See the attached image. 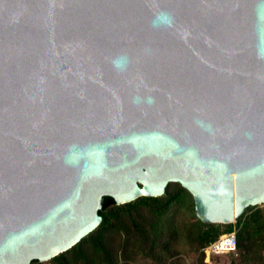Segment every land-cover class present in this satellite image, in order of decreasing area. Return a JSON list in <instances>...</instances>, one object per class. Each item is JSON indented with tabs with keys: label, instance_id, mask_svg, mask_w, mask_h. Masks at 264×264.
<instances>
[{
	"label": "water",
	"instance_id": "95a60500",
	"mask_svg": "<svg viewBox=\"0 0 264 264\" xmlns=\"http://www.w3.org/2000/svg\"><path fill=\"white\" fill-rule=\"evenodd\" d=\"M172 182L205 223L264 204V0H0V264Z\"/></svg>",
	"mask_w": 264,
	"mask_h": 264
},
{
	"label": "rangeland",
	"instance_id": "374dc122",
	"mask_svg": "<svg viewBox=\"0 0 264 264\" xmlns=\"http://www.w3.org/2000/svg\"><path fill=\"white\" fill-rule=\"evenodd\" d=\"M166 195L177 199L163 214L154 211L149 205L140 204L122 210L112 227L104 233L105 243L117 264H235L238 255L228 254L207 258L204 249L199 247L198 234L201 226L193 208V198L178 182L168 185ZM257 210L264 213V204L251 206L245 213ZM128 211L134 215V224ZM241 218V217H240ZM239 218V219H240ZM238 219V220H239ZM235 223V222H234ZM84 253L97 261L96 250L91 241L82 240ZM257 264H264V250L258 253ZM67 261L74 263V255L68 251ZM35 264H62L51 259ZM78 264H85L81 261Z\"/></svg>",
	"mask_w": 264,
	"mask_h": 264
},
{
	"label": "trees",
	"instance_id": "16d2710c",
	"mask_svg": "<svg viewBox=\"0 0 264 264\" xmlns=\"http://www.w3.org/2000/svg\"><path fill=\"white\" fill-rule=\"evenodd\" d=\"M183 190L187 191L193 198V208L196 211L195 199L189 190L183 187ZM177 199L175 195H166L160 197H147L143 196L135 201L118 205L114 198L107 196L103 200V207L100 211L103 220L99 227L91 232L88 236L82 240L88 238L94 250H96L97 261L91 260L84 251L80 248L82 240L72 247L70 252L73 253L75 262L71 263L66 259V252L53 258L56 261H60L62 264H78L83 261L85 264H117L113 259L107 245L105 243L104 233L107 229L112 227L113 223L120 216L122 210L136 207L140 204L149 205L154 211L159 214L165 213ZM130 218L136 225L138 223L132 214L128 211ZM197 213V212H196ZM198 223L201 226L198 234L199 247L205 248L210 243L215 241L220 235L224 233L233 232L237 230L238 238V259L235 264H257L259 261L258 253L264 250V213L261 210H257L251 214L244 213L241 218L230 224H214L205 223L198 217ZM40 261H33L32 264L39 263Z\"/></svg>",
	"mask_w": 264,
	"mask_h": 264
},
{
	"label": "built area",
	"instance_id": "2783aa9c",
	"mask_svg": "<svg viewBox=\"0 0 264 264\" xmlns=\"http://www.w3.org/2000/svg\"><path fill=\"white\" fill-rule=\"evenodd\" d=\"M207 258L228 254L238 255L237 230L220 235L215 241L204 249Z\"/></svg>",
	"mask_w": 264,
	"mask_h": 264
}]
</instances>
